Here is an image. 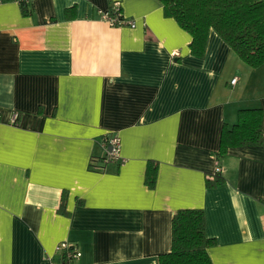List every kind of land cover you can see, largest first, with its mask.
Here are the masks:
<instances>
[{"label": "crops", "instance_id": "obj_1", "mask_svg": "<svg viewBox=\"0 0 264 264\" xmlns=\"http://www.w3.org/2000/svg\"><path fill=\"white\" fill-rule=\"evenodd\" d=\"M113 3L134 26L101 18ZM190 41L159 0H0V264L65 240L75 264H158L181 208L204 211L212 264H264V143L218 153L240 109L264 134V64Z\"/></svg>", "mask_w": 264, "mask_h": 264}, {"label": "trees", "instance_id": "obj_2", "mask_svg": "<svg viewBox=\"0 0 264 264\" xmlns=\"http://www.w3.org/2000/svg\"><path fill=\"white\" fill-rule=\"evenodd\" d=\"M165 15L173 17L191 35L190 51L203 55L207 37L215 30L248 66L264 64V0H159ZM22 5L27 3L20 1ZM262 110L240 109L232 126L223 124L219 154L229 147L264 143ZM146 181L153 185L155 169L148 168ZM222 182L219 176L208 185ZM213 243L205 235L201 208L178 209L172 218L171 248L158 257V264H212L207 249Z\"/></svg>", "mask_w": 264, "mask_h": 264}, {"label": "built area", "instance_id": "obj_3", "mask_svg": "<svg viewBox=\"0 0 264 264\" xmlns=\"http://www.w3.org/2000/svg\"><path fill=\"white\" fill-rule=\"evenodd\" d=\"M25 3H29L31 0H19ZM101 18L108 22L111 25H122L128 24L130 26H134L133 20H125L119 5L117 3H113V5L100 11ZM179 53L174 51L173 56H178ZM237 78L234 77L231 80V84L236 82ZM104 146L106 155L103 159V162L121 160L120 157V138L117 134H109L104 138ZM100 168V166H99ZM216 172L220 171V167H216ZM55 251L59 255V259L57 261H51V264H75L78 258L81 256L80 251L76 248L74 244L69 241H61L55 246Z\"/></svg>", "mask_w": 264, "mask_h": 264}]
</instances>
